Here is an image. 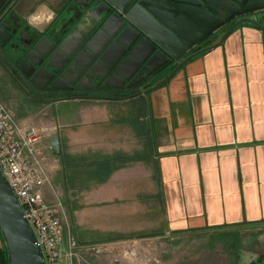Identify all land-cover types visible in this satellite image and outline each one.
<instances>
[{
  "label": "crops",
  "instance_id": "1",
  "mask_svg": "<svg viewBox=\"0 0 264 264\" xmlns=\"http://www.w3.org/2000/svg\"><path fill=\"white\" fill-rule=\"evenodd\" d=\"M87 1L20 0L14 14L28 22L54 12L37 31L71 20L73 43L92 24L91 12L80 14ZM207 42L149 90L54 99L41 115L13 110L22 124L53 128L48 151L60 137L52 173L65 205L63 247L73 236L89 262L108 264L125 238L159 250L171 231L264 222V35L237 25ZM1 70L0 89L22 93ZM44 197L55 200L49 187Z\"/></svg>",
  "mask_w": 264,
  "mask_h": 264
},
{
  "label": "water",
  "instance_id": "2",
  "mask_svg": "<svg viewBox=\"0 0 264 264\" xmlns=\"http://www.w3.org/2000/svg\"><path fill=\"white\" fill-rule=\"evenodd\" d=\"M7 1L10 0H0V15ZM101 1L88 0L80 8L81 15L92 13V24L76 41L68 43L78 29L71 30L70 20L62 22L52 35H45L36 45L41 53L46 47L42 55L48 59L49 67L70 69L80 65L91 70L98 62H103L110 70L123 74L122 69L136 64L134 73L144 66L149 75L162 70L172 60H179L236 17L245 16L232 27L244 21H255L256 16L246 14L264 10V0H104L106 8L101 7ZM74 17L77 16L74 14ZM65 34L67 38L60 43ZM197 50L177 67L205 49ZM42 77L43 73L38 72L34 80L39 82ZM50 144L51 152L60 156V137L53 136ZM0 228L10 264H47L35 231L1 170Z\"/></svg>",
  "mask_w": 264,
  "mask_h": 264
},
{
  "label": "flooded vegetation",
  "instance_id": "3",
  "mask_svg": "<svg viewBox=\"0 0 264 264\" xmlns=\"http://www.w3.org/2000/svg\"><path fill=\"white\" fill-rule=\"evenodd\" d=\"M18 1L20 0L7 1L4 4L5 9L0 15V67L9 75L12 84L19 89L41 91L49 96L50 100L76 95L113 97L117 94L134 92L140 87L149 90L159 85L154 82L167 71L169 72L167 76H171L178 64L191 55L195 49H205L208 46L207 41L211 39H207L179 60H172L162 70H157L149 75H147L148 68L144 66H140L139 70L134 73L137 68L136 64L122 69L123 74L115 73V69L110 70L103 62H98L96 67L91 70L84 69L80 65L70 69L67 67L56 69L49 67L48 59L42 55L46 47H43L42 53L36 49V45L45 35H52L56 26L45 31L34 30L27 21L14 14V7ZM103 1H101V7L106 8ZM262 14L263 12L246 15L256 16L259 19ZM243 16L231 20L224 28L229 31L232 25ZM67 36L68 34H65L60 43ZM84 60L88 59L84 58ZM56 62L60 65L59 61L56 60ZM38 72L43 73V77L39 82H36L34 77ZM145 76L146 78L142 79ZM163 78L164 81L167 79V77ZM40 86L43 87L40 88Z\"/></svg>",
  "mask_w": 264,
  "mask_h": 264
},
{
  "label": "built area",
  "instance_id": "4",
  "mask_svg": "<svg viewBox=\"0 0 264 264\" xmlns=\"http://www.w3.org/2000/svg\"><path fill=\"white\" fill-rule=\"evenodd\" d=\"M51 126L26 125L15 119L13 111L0 100V170L8 180L32 225L47 264H75L78 245L69 238L63 247L65 205L53 181L56 159L46 149L43 139L50 135ZM53 190L55 200L47 202L44 190ZM133 243V244H132ZM131 242L124 251L126 259L144 258L145 264L151 260L144 254L139 256L130 249ZM147 250V249H146ZM117 262L120 259L114 258Z\"/></svg>",
  "mask_w": 264,
  "mask_h": 264
},
{
  "label": "rangeland",
  "instance_id": "5",
  "mask_svg": "<svg viewBox=\"0 0 264 264\" xmlns=\"http://www.w3.org/2000/svg\"><path fill=\"white\" fill-rule=\"evenodd\" d=\"M262 12L263 14L259 19L244 21L237 25L256 28L260 34L264 35V10ZM237 25L231 27L230 30ZM168 74L169 72L167 71L154 83L164 82L163 77H167ZM2 75L3 71L0 67V80L2 79ZM6 80L7 77L3 80L4 85L8 84ZM4 93L9 95V97H5ZM0 98L12 111L20 110L22 113H27L22 111L23 104H25L26 106H32L33 111L38 115L44 114L43 109L50 101L49 96L35 90L22 91L21 93L18 90L3 91L0 89ZM20 103L21 106L18 105ZM13 113L15 119L22 123L14 111ZM17 113L19 114V112ZM70 238L75 240L73 236ZM136 240L137 242L134 243L135 245H131L130 249L137 252L139 256L146 254L147 258L151 260V264H264V222L260 221L239 222L238 224L208 228L207 230L204 228L187 233L183 231H171L165 238V246L159 250H154L152 245L146 250L147 247H142L144 244L141 243L140 238H125L117 242L116 250L108 258L109 261L107 260V263L145 264L144 258L137 260L132 256L133 259H126L123 255L127 249L126 246ZM77 251V260L80 259L82 262L92 264L85 257V252L83 253L79 249ZM116 257L120 259L117 262L114 260ZM0 264H10L8 249L1 228Z\"/></svg>",
  "mask_w": 264,
  "mask_h": 264
},
{
  "label": "clouds",
  "instance_id": "6",
  "mask_svg": "<svg viewBox=\"0 0 264 264\" xmlns=\"http://www.w3.org/2000/svg\"><path fill=\"white\" fill-rule=\"evenodd\" d=\"M54 16H55V13L51 11H49L47 16H41L38 13H33L27 18V20H28L29 25L33 27H37L41 24H46V23L51 22Z\"/></svg>",
  "mask_w": 264,
  "mask_h": 264
}]
</instances>
